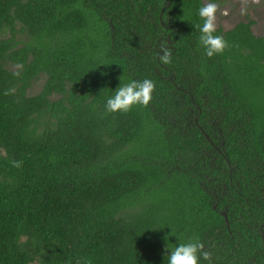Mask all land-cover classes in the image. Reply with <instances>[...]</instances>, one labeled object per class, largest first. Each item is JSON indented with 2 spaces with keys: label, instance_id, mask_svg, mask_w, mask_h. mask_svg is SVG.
Segmentation results:
<instances>
[{
  "label": "trees",
  "instance_id": "1",
  "mask_svg": "<svg viewBox=\"0 0 264 264\" xmlns=\"http://www.w3.org/2000/svg\"><path fill=\"white\" fill-rule=\"evenodd\" d=\"M203 4L0 0V264H167L194 237L211 264H264V35L217 27L209 58ZM144 79L147 107L106 114Z\"/></svg>",
  "mask_w": 264,
  "mask_h": 264
},
{
  "label": "clouds",
  "instance_id": "2",
  "mask_svg": "<svg viewBox=\"0 0 264 264\" xmlns=\"http://www.w3.org/2000/svg\"><path fill=\"white\" fill-rule=\"evenodd\" d=\"M247 0H242L241 14H245ZM218 5L214 2H206L198 9V16L202 24H195L194 27L199 30V43L203 47L205 54L211 58L214 55L222 54L229 47L228 41L222 35H216ZM159 61L168 65L172 62L171 49L161 46V54L158 56ZM14 75L19 76V72ZM156 85L151 79L131 80L116 88L114 95L110 96L105 104L106 114L127 113L134 106L147 107L153 98V92ZM15 88L6 89L4 95H13ZM12 166L19 168L22 161L13 159ZM167 264H200L201 258L209 261L211 264L212 254L205 249L203 242L198 237L192 238L189 242L179 243L174 248H165ZM80 264V261H77ZM84 264H91V261H85Z\"/></svg>",
  "mask_w": 264,
  "mask_h": 264
},
{
  "label": "rangeland",
  "instance_id": "3",
  "mask_svg": "<svg viewBox=\"0 0 264 264\" xmlns=\"http://www.w3.org/2000/svg\"><path fill=\"white\" fill-rule=\"evenodd\" d=\"M204 2H214L218 5L216 26H221L224 29H230L239 21L253 19L254 33L257 35H264V0H247L246 5H244L246 7V12L243 15L240 11L242 7V0H204ZM225 11L228 13L225 14ZM17 29H19V25L17 26ZM10 35L11 33L9 32L3 35V37ZM17 37L23 39L26 35L18 33ZM17 68L18 65L13 66V69ZM46 78V74H41L36 80H34L32 86L28 89V94L34 95L41 91L44 83L46 82ZM58 97V94L53 95V99Z\"/></svg>",
  "mask_w": 264,
  "mask_h": 264
},
{
  "label": "water",
  "instance_id": "4",
  "mask_svg": "<svg viewBox=\"0 0 264 264\" xmlns=\"http://www.w3.org/2000/svg\"><path fill=\"white\" fill-rule=\"evenodd\" d=\"M205 135H206V137L210 140L209 135H208L207 133H205ZM215 208H216V206H215ZM222 214H223V216L226 218V221H228V216H227V212H226V210L222 211Z\"/></svg>",
  "mask_w": 264,
  "mask_h": 264
},
{
  "label": "flooded vegetation",
  "instance_id": "5",
  "mask_svg": "<svg viewBox=\"0 0 264 264\" xmlns=\"http://www.w3.org/2000/svg\"><path fill=\"white\" fill-rule=\"evenodd\" d=\"M203 1H204V0H203ZM220 1H223V0H220ZM204 3H205V2H204ZM222 5H223V4H222ZM222 5H221V6H222ZM221 6H220V7H221ZM227 13H228V12L225 11V14H227ZM249 20H252V21H253V24L251 25V28H252V30H253L254 20H253V19H248V20H244V21H249ZM239 22H240V21H239ZM235 25H236V24H235ZM235 25H234V26H235ZM234 26H233V27H234ZM217 27H221V26H217ZM222 28H223V27H222ZM230 29H231V28H230ZM225 30H226V29H225Z\"/></svg>",
  "mask_w": 264,
  "mask_h": 264
}]
</instances>
